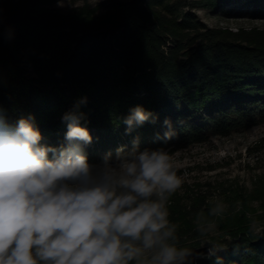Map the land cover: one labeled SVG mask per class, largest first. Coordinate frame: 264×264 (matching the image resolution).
<instances>
[{
  "label": "trees",
  "instance_id": "16d2710c",
  "mask_svg": "<svg viewBox=\"0 0 264 264\" xmlns=\"http://www.w3.org/2000/svg\"><path fill=\"white\" fill-rule=\"evenodd\" d=\"M54 1L0 3V108L9 124L33 117L42 145L66 144L62 117L84 98L90 163L134 140L140 150L175 152L264 122V28L211 27L193 12L232 13L264 0L112 1L97 15L35 8ZM136 106L155 122L129 132L123 119ZM165 119L176 132L167 142ZM177 222L180 244L197 251L193 226ZM250 224L245 210L224 219L211 240L225 247L223 264H264V236H251Z\"/></svg>",
  "mask_w": 264,
  "mask_h": 264
},
{
  "label": "clouds",
  "instance_id": "9594fccd",
  "mask_svg": "<svg viewBox=\"0 0 264 264\" xmlns=\"http://www.w3.org/2000/svg\"><path fill=\"white\" fill-rule=\"evenodd\" d=\"M85 103L63 115L66 144L58 148L40 143L33 117L9 124L0 108V264H194L213 257L223 264L217 253L225 247L211 240L206 253L180 244L168 202L184 179L164 147L140 150L134 140L130 150L121 146L89 162L83 146L93 138L78 111ZM150 119L136 106L123 123L130 132ZM164 125L167 142L176 132L171 120ZM227 211L218 200L207 217L198 212L195 231H216ZM249 234L264 236V228L253 221Z\"/></svg>",
  "mask_w": 264,
  "mask_h": 264
},
{
  "label": "rangeland",
  "instance_id": "374dc122",
  "mask_svg": "<svg viewBox=\"0 0 264 264\" xmlns=\"http://www.w3.org/2000/svg\"><path fill=\"white\" fill-rule=\"evenodd\" d=\"M18 0H0V3ZM34 2L35 0H24ZM114 1L128 0H56L39 5L38 10L66 14L89 12L101 14ZM263 7V9H262ZM194 14L207 26L237 30L252 27L264 28V1L250 9L232 13H213L209 8H195ZM168 151V150H167ZM184 183L168 202L170 220L178 219L191 224L190 242L198 250L207 251V240L220 237V225L231 215L239 216L245 210L251 223L260 227L264 221V122L225 137L211 136L207 141L178 151H168ZM98 164L100 161L91 162ZM228 205L222 218H216V231L200 236L195 231L194 220L198 212L207 217V210L217 201ZM195 232V234H194Z\"/></svg>",
  "mask_w": 264,
  "mask_h": 264
}]
</instances>
